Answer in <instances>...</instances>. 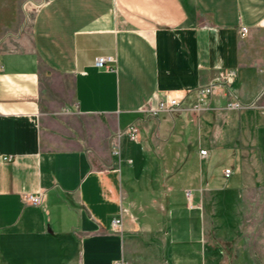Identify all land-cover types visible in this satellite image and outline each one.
<instances>
[{
  "label": "crops",
  "instance_id": "1",
  "mask_svg": "<svg viewBox=\"0 0 264 264\" xmlns=\"http://www.w3.org/2000/svg\"><path fill=\"white\" fill-rule=\"evenodd\" d=\"M263 66L264 0H0V264H264Z\"/></svg>",
  "mask_w": 264,
  "mask_h": 264
},
{
  "label": "built area",
  "instance_id": "2",
  "mask_svg": "<svg viewBox=\"0 0 264 264\" xmlns=\"http://www.w3.org/2000/svg\"><path fill=\"white\" fill-rule=\"evenodd\" d=\"M240 31L242 33H246L248 28L245 25H241L239 27ZM113 60V57L111 55H99L96 56L94 63L96 66H105L110 67V65L107 63V61ZM260 71L264 74V66L260 68ZM223 91L224 86L221 81H216L207 85H203L197 88V92L199 95L200 102L197 103L195 106H193L192 110L198 111L200 109V104L204 103L207 97L210 94L215 93L216 91ZM179 98L176 95H170L166 99H162L158 102L156 108L152 109V113H156L158 110L166 109V110H172L176 108L179 105ZM245 106L240 100L236 98H231L226 102V107L230 109H237ZM125 132L129 135L131 139H138L139 137V127L136 124H131L126 127ZM206 149H200L201 154H206ZM6 158H9L10 156H5ZM224 173L228 175L230 173V168H225ZM187 196L189 198L190 190L186 191ZM44 197V190L40 189L36 192H23L21 193V198L23 201L29 204L33 205H39L43 201ZM122 223L121 216L113 217L111 220V224L114 227H120ZM77 264H81V262H77ZM113 264H129L124 259H117L113 262Z\"/></svg>",
  "mask_w": 264,
  "mask_h": 264
},
{
  "label": "rangeland",
  "instance_id": "3",
  "mask_svg": "<svg viewBox=\"0 0 264 264\" xmlns=\"http://www.w3.org/2000/svg\"><path fill=\"white\" fill-rule=\"evenodd\" d=\"M221 165H223V164H221ZM229 165H231V164H229Z\"/></svg>",
  "mask_w": 264,
  "mask_h": 264
}]
</instances>
